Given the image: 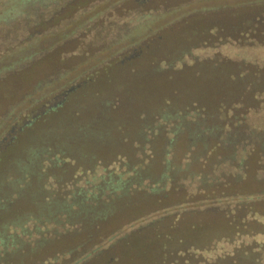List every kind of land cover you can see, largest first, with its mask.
Returning <instances> with one entry per match:
<instances>
[{
	"label": "trees",
	"instance_id": "1",
	"mask_svg": "<svg viewBox=\"0 0 264 264\" xmlns=\"http://www.w3.org/2000/svg\"><path fill=\"white\" fill-rule=\"evenodd\" d=\"M0 264H264V0H0Z\"/></svg>",
	"mask_w": 264,
	"mask_h": 264
},
{
	"label": "water",
	"instance_id": "2",
	"mask_svg": "<svg viewBox=\"0 0 264 264\" xmlns=\"http://www.w3.org/2000/svg\"><path fill=\"white\" fill-rule=\"evenodd\" d=\"M52 107H55V104H54V105H52Z\"/></svg>",
	"mask_w": 264,
	"mask_h": 264
}]
</instances>
